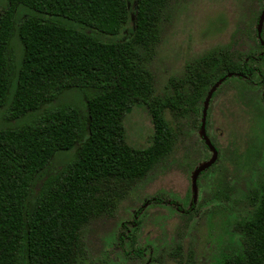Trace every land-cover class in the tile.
<instances>
[{
    "label": "trees",
    "instance_id": "obj_1",
    "mask_svg": "<svg viewBox=\"0 0 264 264\" xmlns=\"http://www.w3.org/2000/svg\"><path fill=\"white\" fill-rule=\"evenodd\" d=\"M170 1L7 0L0 12V110L8 121L33 115L0 127V264H84L83 226L113 213L171 151L166 109H194L227 73L233 75L225 81L243 88L264 87L256 14L252 51L236 59L228 46L212 49L186 65L171 92L157 94L144 60ZM14 34L23 49L19 64ZM67 88L90 89L85 108L56 101ZM134 106L152 117L146 147L127 141L124 120ZM71 148L74 160L54 170L56 153ZM250 203V216L235 226L241 250L222 264H264V183Z\"/></svg>",
    "mask_w": 264,
    "mask_h": 264
},
{
    "label": "rangeland",
    "instance_id": "obj_2",
    "mask_svg": "<svg viewBox=\"0 0 264 264\" xmlns=\"http://www.w3.org/2000/svg\"><path fill=\"white\" fill-rule=\"evenodd\" d=\"M6 4L0 0V12ZM263 6L264 0H171L162 12L154 52H144L156 93L171 92L172 80L186 65L212 49L228 46L236 59L252 51L256 43L248 31ZM12 42L19 64L23 49L16 34ZM89 90L67 88L56 101L85 108ZM204 98L191 110H165L174 130L171 151L133 183L113 213L83 226L84 264H222L241 250L235 226L250 216L251 197L264 183V87L246 89L230 79L216 90L207 130L218 157L199 175L194 200L193 170L212 155L200 135ZM32 115L8 121L0 110V127L20 125ZM124 124L131 145L151 143L154 124L144 106H134ZM75 156V148L58 151L51 165L59 170Z\"/></svg>",
    "mask_w": 264,
    "mask_h": 264
},
{
    "label": "water",
    "instance_id": "obj_3",
    "mask_svg": "<svg viewBox=\"0 0 264 264\" xmlns=\"http://www.w3.org/2000/svg\"><path fill=\"white\" fill-rule=\"evenodd\" d=\"M263 25H264V8L261 11L258 22L256 25L257 35L261 39L262 44H264V40L262 38V31H263ZM233 73H227L223 77L219 78L208 90L204 101H203V107H202V114H201V121H200V135L202 139L204 140L205 144L208 146L209 150L211 151L212 155L209 159L206 161L200 162L193 170L192 174V188L194 191V200H196L197 193H198V177L201 174L202 171L208 169L210 166H212L218 157V150L214 143L212 142L209 134L207 133V116H208V109L211 104V100L214 96V93L218 89V87L227 79L228 77H231Z\"/></svg>",
    "mask_w": 264,
    "mask_h": 264
},
{
    "label": "flooded vegetation",
    "instance_id": "obj_4",
    "mask_svg": "<svg viewBox=\"0 0 264 264\" xmlns=\"http://www.w3.org/2000/svg\"><path fill=\"white\" fill-rule=\"evenodd\" d=\"M263 8H264V6H263ZM263 8H262V10H263ZM261 10V11H262ZM261 13V12H260ZM259 13V14H260ZM263 31H264V28H263ZM257 37H258V35H257ZM258 39H259V41H260V43H261V45H262V47H264V44H262V42H261V39L258 37ZM263 40H264V38H263ZM264 52V48L262 49H260L259 50V54H262ZM207 122H208V120H207ZM207 133H208V130H207ZM203 142H204V140H203ZM204 145H206L205 144V142H204ZM208 147V146H207ZM217 148V147H216ZM160 198V197H159ZM153 199H154V201H156V202H159V203H164V202H166L165 200H163L162 198H161V201H159V200H157V199H155V197H153ZM169 203L171 202V201H168ZM172 203V202H171ZM193 205H195L194 203H193ZM191 206V208L189 209V210H192V209H194V206ZM181 209H183L182 207H181ZM122 226H123V224H121ZM123 234H125V233H121V235H120V239H122V238H124V235ZM143 252H144V249H140V250H138V252H137V254L138 255H141V254H143Z\"/></svg>",
    "mask_w": 264,
    "mask_h": 264
}]
</instances>
